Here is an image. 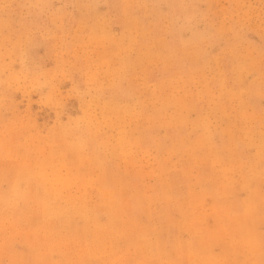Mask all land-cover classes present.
<instances>
[{
	"label": "rangeland",
	"instance_id": "rangeland-1",
	"mask_svg": "<svg viewBox=\"0 0 264 264\" xmlns=\"http://www.w3.org/2000/svg\"><path fill=\"white\" fill-rule=\"evenodd\" d=\"M0 264H264V0H0Z\"/></svg>",
	"mask_w": 264,
	"mask_h": 264
},
{
	"label": "bare ground",
	"instance_id": "bare-ground-1",
	"mask_svg": "<svg viewBox=\"0 0 264 264\" xmlns=\"http://www.w3.org/2000/svg\"><path fill=\"white\" fill-rule=\"evenodd\" d=\"M165 37V36H164ZM137 84V83H136ZM115 98V97H114ZM117 98V97H116ZM152 112V111H151ZM152 116V115H151ZM147 122V121H146ZM83 134V133H82ZM72 140V139H71ZM35 141V140H34ZM85 144V143H84ZM16 150V149H15ZM24 160V159H23ZM133 165V164H132ZM13 182V181H12ZM204 196V195H203ZM191 205V204H190ZM76 206V205H75ZM58 209V208H57ZM203 209V208H202ZM64 210V209H63ZM88 210V209H87ZM111 221V220H110ZM178 221V220H177ZM238 224V223H237ZM5 226V225H4ZM58 228V227H57ZM243 247V246H242ZM236 259V258H235ZM242 260V259H241Z\"/></svg>",
	"mask_w": 264,
	"mask_h": 264
}]
</instances>
